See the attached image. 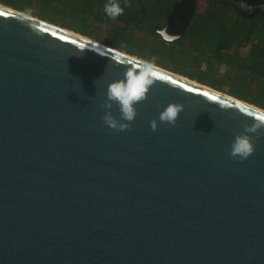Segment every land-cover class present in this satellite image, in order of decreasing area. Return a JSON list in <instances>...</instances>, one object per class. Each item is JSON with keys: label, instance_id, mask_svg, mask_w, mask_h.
<instances>
[{"label": "water", "instance_id": "water-1", "mask_svg": "<svg viewBox=\"0 0 264 264\" xmlns=\"http://www.w3.org/2000/svg\"><path fill=\"white\" fill-rule=\"evenodd\" d=\"M67 31L0 5V264H264V110Z\"/></svg>", "mask_w": 264, "mask_h": 264}, {"label": "trees", "instance_id": "trees-1", "mask_svg": "<svg viewBox=\"0 0 264 264\" xmlns=\"http://www.w3.org/2000/svg\"><path fill=\"white\" fill-rule=\"evenodd\" d=\"M175 1L0 3L264 110V17H230L207 10L194 15L181 38L167 42L159 31L165 29ZM211 5L217 7L215 2Z\"/></svg>", "mask_w": 264, "mask_h": 264}, {"label": "flooded vegetation", "instance_id": "flooded-vegetation-1", "mask_svg": "<svg viewBox=\"0 0 264 264\" xmlns=\"http://www.w3.org/2000/svg\"><path fill=\"white\" fill-rule=\"evenodd\" d=\"M180 1L182 0H176L173 3L171 13L173 12L174 6ZM212 2H215L217 7L211 8ZM207 10H210L211 12L224 13L230 17L232 16L235 17L237 15L243 16L245 18H255L256 16L264 17V0H248L247 2L241 0H195L194 6L192 0H189L185 3L184 6L180 8V11L176 16L177 21L172 22V24L170 25V30L172 32L184 31L185 33L194 15L196 13H205ZM191 13H192V17L189 22L188 18L190 17ZM167 26H168V18H167L166 27ZM163 31H159V34L160 32ZM161 37L162 39L165 40L163 35H161ZM167 42H171V41H167Z\"/></svg>", "mask_w": 264, "mask_h": 264}, {"label": "rangeland", "instance_id": "rangeland-1", "mask_svg": "<svg viewBox=\"0 0 264 264\" xmlns=\"http://www.w3.org/2000/svg\"><path fill=\"white\" fill-rule=\"evenodd\" d=\"M31 16V15H30ZM96 27H103V24L102 25H97ZM100 38L101 39H104L105 38V34H101V36H100ZM90 39V38H89ZM90 40H92V39H90ZM92 41H94V40H92ZM96 42V41H95ZM99 43V42H98Z\"/></svg>", "mask_w": 264, "mask_h": 264}, {"label": "bare ground", "instance_id": "bare-ground-1", "mask_svg": "<svg viewBox=\"0 0 264 264\" xmlns=\"http://www.w3.org/2000/svg\"><path fill=\"white\" fill-rule=\"evenodd\" d=\"M0 5L3 6V4H1V3H0ZM66 31H67V29H66ZM67 32H70V33H73V34H77V33L73 32V31H69V30H68ZM79 35H80V34H79ZM81 36H82V35H81ZM83 37H84V36H83ZM85 38H87V37H85ZM132 57H133V56H132ZM134 57H135V56H134ZM136 58H137V57H136Z\"/></svg>", "mask_w": 264, "mask_h": 264}, {"label": "built area", "instance_id": "built-area-1", "mask_svg": "<svg viewBox=\"0 0 264 264\" xmlns=\"http://www.w3.org/2000/svg\"><path fill=\"white\" fill-rule=\"evenodd\" d=\"M160 34H161V35H163V34H162V32H160ZM164 38H165V37H164ZM165 40H166V41H169V40H168V39H166V38H165Z\"/></svg>", "mask_w": 264, "mask_h": 264}]
</instances>
